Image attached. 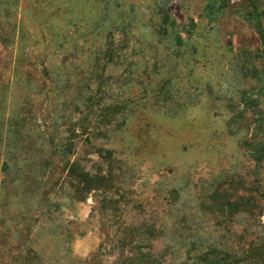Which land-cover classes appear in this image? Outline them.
Wrapping results in <instances>:
<instances>
[{
	"label": "rangeland",
	"instance_id": "1",
	"mask_svg": "<svg viewBox=\"0 0 264 264\" xmlns=\"http://www.w3.org/2000/svg\"><path fill=\"white\" fill-rule=\"evenodd\" d=\"M239 2L0 0V264L262 247L264 46ZM20 100L13 154L57 166L21 192L1 147ZM72 164L109 189L78 198Z\"/></svg>",
	"mask_w": 264,
	"mask_h": 264
},
{
	"label": "trees",
	"instance_id": "2",
	"mask_svg": "<svg viewBox=\"0 0 264 264\" xmlns=\"http://www.w3.org/2000/svg\"><path fill=\"white\" fill-rule=\"evenodd\" d=\"M258 34L260 38H264L263 32L258 29ZM179 37V36H178ZM179 40V38H177ZM91 99V96L87 99V102ZM21 105L22 101L20 100L19 104L14 103V110L12 112L13 119L9 118L8 123V135L7 137H4L6 140L3 141L2 152H3V174H4V181L5 176L8 175L13 171L16 175L15 178H13V181L15 182V186L17 187L18 191H22L25 184L29 183L31 185H35L37 180L39 179V182H41L42 178H39L40 176H43L46 172L43 171L40 173V175H31L29 173H24L23 171L25 167L31 166L35 164V167H38L40 164L49 166L53 172L55 171L54 168L56 166L55 160H45V161H33V164L31 163L29 157H27L22 153V149H20V153L18 155H14L13 153L19 149V144L16 143L22 142V138L26 137L24 136L25 133L23 132V126H22V118L21 116L25 113L21 111ZM117 107V106H114ZM113 108V107H112ZM3 118H7L6 114H3ZM1 129V128H0ZM30 137V136H29ZM57 145V144H56ZM55 153L59 152L61 150V146H55ZM76 165L72 164L70 165L69 173L72 174V177L75 179V183L73 184L74 187V195H76L78 198L83 199L86 198V196L94 191H101V190H107L109 189V176L107 174H102L101 172H97L94 174L89 173L85 169H78L75 167ZM58 176H53V183L52 185H56L59 180L61 179V172ZM69 174V175H70ZM52 177V176H51ZM62 177V176H61ZM52 190L50 188L49 193H51ZM41 194H46L44 192H41ZM41 195L40 201L42 204L50 203L48 202V198H44ZM33 199V198H32ZM31 199V200H32ZM229 232V229H226ZM123 241V239H122ZM134 243V242H133ZM136 243V244H135ZM133 247L137 249V253H118L115 256L114 263L115 264H147L148 262L145 261V259L148 257L143 252H141V249L143 246H141L140 242L135 241ZM103 245V241H101L98 245L97 251L100 250V248ZM78 262H89V260L85 259H77ZM72 260V262L77 261ZM70 261V263H72ZM182 264H264V244L262 247H248V249L245 250V252H241L238 250H234L232 247H229L225 250H207L205 252H202L200 254H197L195 256L187 257Z\"/></svg>",
	"mask_w": 264,
	"mask_h": 264
},
{
	"label": "crops",
	"instance_id": "3",
	"mask_svg": "<svg viewBox=\"0 0 264 264\" xmlns=\"http://www.w3.org/2000/svg\"><path fill=\"white\" fill-rule=\"evenodd\" d=\"M240 11L239 17L247 28L252 29L256 32L262 45L264 46V38H260L258 34V29H260L264 34V0H239ZM252 20H250V19Z\"/></svg>",
	"mask_w": 264,
	"mask_h": 264
}]
</instances>
